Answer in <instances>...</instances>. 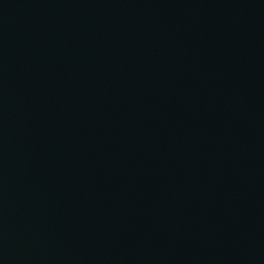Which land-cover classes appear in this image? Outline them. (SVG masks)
I'll use <instances>...</instances> for the list:
<instances>
[{
  "label": "water",
  "instance_id": "95a60500",
  "mask_svg": "<svg viewBox=\"0 0 264 264\" xmlns=\"http://www.w3.org/2000/svg\"><path fill=\"white\" fill-rule=\"evenodd\" d=\"M0 264H264V0H0Z\"/></svg>",
  "mask_w": 264,
  "mask_h": 264
}]
</instances>
